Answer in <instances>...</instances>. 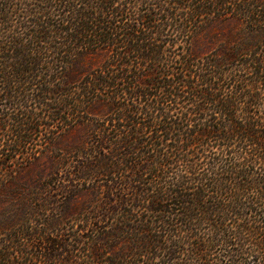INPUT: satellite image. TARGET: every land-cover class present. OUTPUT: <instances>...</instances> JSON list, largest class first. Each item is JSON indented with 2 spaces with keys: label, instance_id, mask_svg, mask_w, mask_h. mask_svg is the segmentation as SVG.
Segmentation results:
<instances>
[{
  "label": "trees",
  "instance_id": "1",
  "mask_svg": "<svg viewBox=\"0 0 264 264\" xmlns=\"http://www.w3.org/2000/svg\"><path fill=\"white\" fill-rule=\"evenodd\" d=\"M71 119L105 184L67 224L12 198L0 264H264V0H0V187Z\"/></svg>",
  "mask_w": 264,
  "mask_h": 264
},
{
  "label": "rangeland",
  "instance_id": "2",
  "mask_svg": "<svg viewBox=\"0 0 264 264\" xmlns=\"http://www.w3.org/2000/svg\"><path fill=\"white\" fill-rule=\"evenodd\" d=\"M168 52L170 58L175 57L176 60L181 58L180 47L174 50L168 48ZM99 59L97 55L87 56L77 63L86 71L96 66ZM103 112L104 108L91 110L92 116H100ZM66 125L58 126L61 129L54 130L53 133L49 129L43 136L45 140L38 141L39 137L34 135L36 142L33 143L38 144L36 147L38 151L33 154L36 159L17 161L16 167L19 170L14 175V184L9 185V182H6L7 184L0 187V213L6 209L12 198L23 202L35 200L33 207L45 204L47 211H41L34 221L43 222L47 218L51 219L53 215L56 217V214L67 224L71 222L66 220H72L82 207L92 201L93 195L99 192V187L102 189L101 185H104V182L79 180L80 173L75 172L77 164L86 159L84 155L77 153V148L87 143L91 134L90 125L81 124L77 119H71ZM7 130L0 129V143L7 138L9 134L6 133ZM73 227L75 230L78 229L76 225ZM65 231L64 227L59 233ZM53 233L56 234V231ZM80 251L75 255L80 256Z\"/></svg>",
  "mask_w": 264,
  "mask_h": 264
}]
</instances>
